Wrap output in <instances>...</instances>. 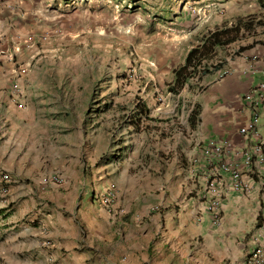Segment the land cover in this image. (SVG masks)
I'll list each match as a JSON object with an SVG mask.
<instances>
[{"label":"rangeland","instance_id":"374dc122","mask_svg":"<svg viewBox=\"0 0 264 264\" xmlns=\"http://www.w3.org/2000/svg\"><path fill=\"white\" fill-rule=\"evenodd\" d=\"M0 20L10 34H25L19 42L9 38L2 59L13 69L11 78H23L24 84L14 81L12 100L0 106L1 115L13 119L9 111L16 106L24 115L21 174L62 176V167L72 169V163H60L55 153L71 142L81 150L85 178L94 174L99 184L108 181L105 191L119 200L116 208L125 205L127 195L117 192L127 188L129 175L143 186L156 166L154 155L171 159L175 141L191 135L201 77L178 90L169 87L188 51L210 32L238 29L234 42L203 61L211 69L244 46L264 43V0H0ZM258 130L264 138V125ZM15 146V131L0 134V164L10 165L12 173L3 171L11 178L0 180L2 193L5 184L33 183L15 173ZM76 170L65 181L67 190L79 182ZM168 170L175 174L174 163ZM87 185L99 190L92 181ZM132 250L138 259L124 254L118 261H96L92 254L85 261L140 264V251Z\"/></svg>","mask_w":264,"mask_h":264},{"label":"crops","instance_id":"0c3cea01","mask_svg":"<svg viewBox=\"0 0 264 264\" xmlns=\"http://www.w3.org/2000/svg\"><path fill=\"white\" fill-rule=\"evenodd\" d=\"M3 25L0 20V106L12 100L9 86L14 81L24 84L23 78H11L13 69L2 59L9 50V38L19 42L25 34H10L8 25L2 29ZM263 69L264 43L254 42L203 75V89L191 108L198 111L191 135L175 141L171 159L154 155L156 166L150 167L151 176L143 186L137 187L128 176L127 188L117 192L127 195L123 208H116L118 199L110 207L101 204L98 196L108 181L99 184L94 174L85 178L81 150L78 146L72 149L71 142L55 153L60 163H72V169L62 167L66 182L73 180L72 172L78 168L79 182L70 189L65 188L66 182L63 186L43 184L46 174L40 171L26 170L22 175L26 168L24 115L17 106L13 114L9 111L14 122L8 113L0 114V134L15 131V150L20 147V154L15 152L19 156L15 173L33 182L5 184L3 193L0 184V264H86L92 254L96 261L108 257L118 261L124 254L127 260L138 259L132 248L140 251V264H251L256 247L263 249L264 258V208L258 176H243L248 189L235 191L230 174L213 172L214 164L204 154L213 140L243 143L238 128L246 116L240 97L264 81ZM23 96L15 95L17 100ZM173 163L175 174L171 175L168 168ZM9 169L10 165L0 164V174H12ZM157 171L160 176H154ZM90 181L99 190L87 189ZM211 199H219L218 208H207Z\"/></svg>","mask_w":264,"mask_h":264},{"label":"built area","instance_id":"2783aa9c","mask_svg":"<svg viewBox=\"0 0 264 264\" xmlns=\"http://www.w3.org/2000/svg\"><path fill=\"white\" fill-rule=\"evenodd\" d=\"M264 74V69H263ZM242 109L245 113V120L238 128V133L242 137L243 143L237 144L231 139L213 140L204 150V154L209 156L213 168L228 172L235 191H245L248 183L243 176L253 173L258 176V188L261 193V207L264 208V139L259 134L258 127L264 122V81L247 90L241 97ZM4 182L10 181L8 174L2 175ZM45 183L63 186L65 180L60 175H51L44 178ZM112 193L104 191L98 196L101 204L110 207ZM219 199H211L207 208H218ZM251 264H264L263 249L256 247L251 253Z\"/></svg>","mask_w":264,"mask_h":264},{"label":"trees","instance_id":"16d2710c","mask_svg":"<svg viewBox=\"0 0 264 264\" xmlns=\"http://www.w3.org/2000/svg\"><path fill=\"white\" fill-rule=\"evenodd\" d=\"M239 35V30L233 27H224L210 32L201 42V44L191 48L186 57L184 64L174 70V82L170 89L178 90L190 78L197 76L202 77L211 69L216 68L219 64H215L211 69L205 66L203 61L209 59L215 49L220 46L228 45L234 42ZM148 113V112H147ZM197 109L191 114L192 121H195Z\"/></svg>","mask_w":264,"mask_h":264}]
</instances>
